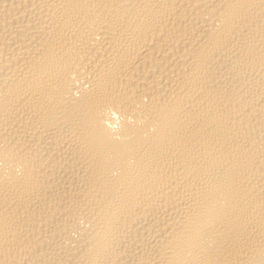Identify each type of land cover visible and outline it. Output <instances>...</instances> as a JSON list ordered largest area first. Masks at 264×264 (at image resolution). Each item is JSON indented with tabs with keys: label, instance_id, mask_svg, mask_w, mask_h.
<instances>
[{
	"label": "bare ground",
	"instance_id": "bare-ground-1",
	"mask_svg": "<svg viewBox=\"0 0 264 264\" xmlns=\"http://www.w3.org/2000/svg\"><path fill=\"white\" fill-rule=\"evenodd\" d=\"M0 264H264V0H0Z\"/></svg>",
	"mask_w": 264,
	"mask_h": 264
}]
</instances>
